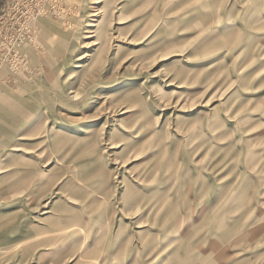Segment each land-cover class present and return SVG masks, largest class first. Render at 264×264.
Wrapping results in <instances>:
<instances>
[{
	"label": "rangeland",
	"instance_id": "rangeland-1",
	"mask_svg": "<svg viewBox=\"0 0 264 264\" xmlns=\"http://www.w3.org/2000/svg\"><path fill=\"white\" fill-rule=\"evenodd\" d=\"M34 2L0 54V264H264V0Z\"/></svg>",
	"mask_w": 264,
	"mask_h": 264
},
{
	"label": "built area",
	"instance_id": "built-area-1",
	"mask_svg": "<svg viewBox=\"0 0 264 264\" xmlns=\"http://www.w3.org/2000/svg\"><path fill=\"white\" fill-rule=\"evenodd\" d=\"M34 3V0L4 1L0 10V54L18 53V47L25 39V35L32 33L29 23L45 16L53 5L49 7L45 2H41L40 5Z\"/></svg>",
	"mask_w": 264,
	"mask_h": 264
},
{
	"label": "bare ground",
	"instance_id": "bare-ground-1",
	"mask_svg": "<svg viewBox=\"0 0 264 264\" xmlns=\"http://www.w3.org/2000/svg\"><path fill=\"white\" fill-rule=\"evenodd\" d=\"M91 16H95V14H92ZM91 26V25H90ZM92 31L91 30H89V29H86L85 30V35H83L82 36V38H88V37H90L89 35H90V33H91ZM82 42H85V41H82ZM67 98H69L70 100H72V101H75L77 98H78V94H77V92L76 91H71V92H69L68 94H67ZM12 120V119H11ZM51 130H52V128H51ZM54 132H55V134H57L56 132H58V131H56V130H53ZM23 135H24V133L23 134H20V137L23 139ZM58 138H59V140L61 141V140H66V139H71L70 138V135H66V134H63V135H58ZM76 139H74V143H76V141H75Z\"/></svg>",
	"mask_w": 264,
	"mask_h": 264
},
{
	"label": "crops",
	"instance_id": "crops-1",
	"mask_svg": "<svg viewBox=\"0 0 264 264\" xmlns=\"http://www.w3.org/2000/svg\"><path fill=\"white\" fill-rule=\"evenodd\" d=\"M4 0H0V8L3 6Z\"/></svg>",
	"mask_w": 264,
	"mask_h": 264
}]
</instances>
